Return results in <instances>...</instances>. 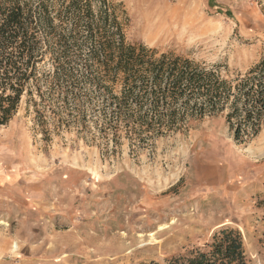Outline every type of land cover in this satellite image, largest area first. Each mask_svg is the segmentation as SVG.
Here are the masks:
<instances>
[{
  "label": "rangeland",
  "instance_id": "374dc122",
  "mask_svg": "<svg viewBox=\"0 0 264 264\" xmlns=\"http://www.w3.org/2000/svg\"><path fill=\"white\" fill-rule=\"evenodd\" d=\"M114 1L129 43L229 78L264 56L263 0ZM34 118L23 103L0 127V264H168L228 228L248 264H264V129L238 144L220 116L151 148L124 138L106 150L76 130L46 141Z\"/></svg>",
  "mask_w": 264,
  "mask_h": 264
},
{
  "label": "trees",
  "instance_id": "16d2710c",
  "mask_svg": "<svg viewBox=\"0 0 264 264\" xmlns=\"http://www.w3.org/2000/svg\"><path fill=\"white\" fill-rule=\"evenodd\" d=\"M122 9L114 0H0V127L25 103L44 140L76 130L106 150L124 138L151 148L220 116L238 144L262 132L264 56L229 78L220 66L129 43ZM168 264L248 259L241 233L228 228L208 251Z\"/></svg>",
  "mask_w": 264,
  "mask_h": 264
},
{
  "label": "bare ground",
  "instance_id": "6f19581e",
  "mask_svg": "<svg viewBox=\"0 0 264 264\" xmlns=\"http://www.w3.org/2000/svg\"><path fill=\"white\" fill-rule=\"evenodd\" d=\"M170 15H172V14H169V16H170ZM169 16H168V17H169ZM168 17H167V18H168ZM142 18H143V17H142ZM153 18H154V17H153ZM167 18H166V20H167ZM158 21H159V20H158ZM151 25H152V24H151ZM154 25H155V23H154ZM149 27H150V26H149ZM157 27H159V26L157 25V26L154 27V28L156 29V32H155L156 35L160 33V31L157 30ZM146 30H147V29H146ZM152 30H154V29H152ZM175 32H176V31H175ZM144 34H145V33H144ZM160 34H161V33H160ZM162 36H163V34H162ZM168 37H169V36H168ZM158 39H159V37H158ZM158 39H156V40H158ZM160 39H161V38H160ZM154 42H155V41H154ZM156 42H157V41H156ZM163 230H166V229L161 227V228H160V232L162 233ZM150 237L153 238V241L156 240V239H155L156 237H155L154 234H153V235H150ZM152 238H151V239H152ZM155 243H156V242H155ZM123 244H124V243H123ZM156 244H158V242H157Z\"/></svg>",
  "mask_w": 264,
  "mask_h": 264
}]
</instances>
